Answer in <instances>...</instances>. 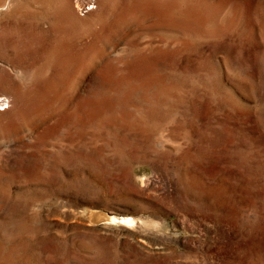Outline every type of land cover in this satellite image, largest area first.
Masks as SVG:
<instances>
[{"label":"rangeland","instance_id":"374dc122","mask_svg":"<svg viewBox=\"0 0 264 264\" xmlns=\"http://www.w3.org/2000/svg\"><path fill=\"white\" fill-rule=\"evenodd\" d=\"M0 264H264V0H0Z\"/></svg>","mask_w":264,"mask_h":264},{"label":"bare ground","instance_id":"6f19581e","mask_svg":"<svg viewBox=\"0 0 264 264\" xmlns=\"http://www.w3.org/2000/svg\"><path fill=\"white\" fill-rule=\"evenodd\" d=\"M76 2H77V0H76ZM23 3V2H22ZM54 3V2H53ZM33 4V3H32ZM35 5V4H34ZM78 5V4H77ZM45 6V5H44ZM55 6V5H54ZM76 6V5H75ZM61 8V7H60ZM58 9V8H57ZM79 9V8H78ZM6 11V10H5ZM62 24V23H61ZM34 182V181H33ZM116 214V213H115ZM120 218V217H119ZM121 220V219H120Z\"/></svg>","mask_w":264,"mask_h":264}]
</instances>
